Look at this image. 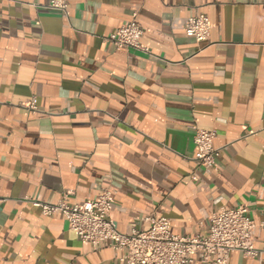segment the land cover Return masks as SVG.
Here are the masks:
<instances>
[{
    "label": "crops",
    "instance_id": "1",
    "mask_svg": "<svg viewBox=\"0 0 264 264\" xmlns=\"http://www.w3.org/2000/svg\"><path fill=\"white\" fill-rule=\"evenodd\" d=\"M48 3L0 0V264H134L26 199L94 201L106 185L124 234L155 213L195 236L246 205L261 253L229 264H264V0H69L67 17ZM199 14L201 43L185 31ZM133 19L150 53L106 40ZM194 126L216 131L210 173Z\"/></svg>",
    "mask_w": 264,
    "mask_h": 264
},
{
    "label": "built area",
    "instance_id": "2",
    "mask_svg": "<svg viewBox=\"0 0 264 264\" xmlns=\"http://www.w3.org/2000/svg\"><path fill=\"white\" fill-rule=\"evenodd\" d=\"M47 6L69 16V0H49ZM211 28V20L206 14L191 16L185 25L186 34L199 43L210 39ZM143 34L142 28L133 19L106 40L118 49L135 48L150 53V49L141 42ZM26 106L33 112L38 110L33 100ZM193 128L198 149L196 161L206 173H210L219 156V148L214 146L216 131L197 126ZM261 130L264 132V115ZM114 194V188L106 185L94 201L69 203L63 197L57 203H48L26 199L39 207L44 216H64L69 229L83 243H108L116 251L125 250L123 259L134 264H191L197 255L210 264H229L233 252H243L248 258L258 257L261 253L255 245L256 223L249 216L246 205L220 208L210 216L207 232L195 236L174 234L170 220L155 213L144 218L149 225L147 229L134 228L130 234H124L109 216Z\"/></svg>",
    "mask_w": 264,
    "mask_h": 264
}]
</instances>
